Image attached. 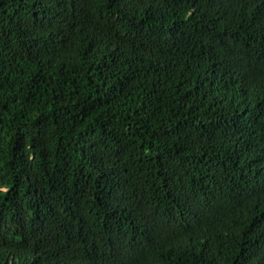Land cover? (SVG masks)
Returning a JSON list of instances; mask_svg holds the SVG:
<instances>
[{
  "label": "trees",
  "instance_id": "16d2710c",
  "mask_svg": "<svg viewBox=\"0 0 264 264\" xmlns=\"http://www.w3.org/2000/svg\"><path fill=\"white\" fill-rule=\"evenodd\" d=\"M0 264H264V0H0Z\"/></svg>",
  "mask_w": 264,
  "mask_h": 264
}]
</instances>
